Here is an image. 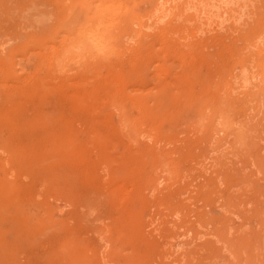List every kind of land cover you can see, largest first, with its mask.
I'll return each instance as SVG.
<instances>
[{"label":"rangeland","instance_id":"374dc122","mask_svg":"<svg viewBox=\"0 0 264 264\" xmlns=\"http://www.w3.org/2000/svg\"><path fill=\"white\" fill-rule=\"evenodd\" d=\"M0 264H264V0H0Z\"/></svg>","mask_w":264,"mask_h":264}]
</instances>
